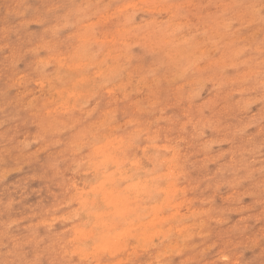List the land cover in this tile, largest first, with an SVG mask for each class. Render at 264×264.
Listing matches in <instances>:
<instances>
[{
    "label": "rangeland",
    "instance_id": "rangeland-1",
    "mask_svg": "<svg viewBox=\"0 0 264 264\" xmlns=\"http://www.w3.org/2000/svg\"><path fill=\"white\" fill-rule=\"evenodd\" d=\"M0 264H264V0H0Z\"/></svg>",
    "mask_w": 264,
    "mask_h": 264
},
{
    "label": "bare ground",
    "instance_id": "bare-ground-1",
    "mask_svg": "<svg viewBox=\"0 0 264 264\" xmlns=\"http://www.w3.org/2000/svg\"><path fill=\"white\" fill-rule=\"evenodd\" d=\"M157 161H159V158L157 159Z\"/></svg>",
    "mask_w": 264,
    "mask_h": 264
}]
</instances>
